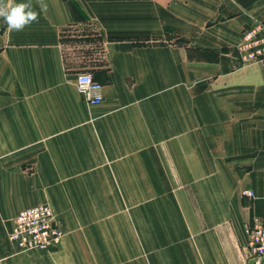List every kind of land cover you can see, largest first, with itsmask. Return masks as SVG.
Segmentation results:
<instances>
[{
  "label": "crops",
  "instance_id": "crops-1",
  "mask_svg": "<svg viewBox=\"0 0 264 264\" xmlns=\"http://www.w3.org/2000/svg\"><path fill=\"white\" fill-rule=\"evenodd\" d=\"M43 3L22 31L0 18V264H253L264 70L238 43L264 0ZM44 202L62 241L19 249L16 215Z\"/></svg>",
  "mask_w": 264,
  "mask_h": 264
},
{
  "label": "built area",
  "instance_id": "built-area-1",
  "mask_svg": "<svg viewBox=\"0 0 264 264\" xmlns=\"http://www.w3.org/2000/svg\"><path fill=\"white\" fill-rule=\"evenodd\" d=\"M239 60L243 63H260L264 70V18L248 23L238 43ZM76 85L92 104H100L104 85L91 71H80ZM253 196L252 190L243 191ZM65 235L54 206L39 203L19 211L14 219L9 239L21 250H49L59 244ZM248 257L253 264H264V219L257 218L249 227Z\"/></svg>",
  "mask_w": 264,
  "mask_h": 264
},
{
  "label": "clouds",
  "instance_id": "clouds-1",
  "mask_svg": "<svg viewBox=\"0 0 264 264\" xmlns=\"http://www.w3.org/2000/svg\"><path fill=\"white\" fill-rule=\"evenodd\" d=\"M42 10L47 5L39 0ZM0 18H3L10 31H22L33 22L38 21V13L33 10L31 0L27 3H14L13 0H0Z\"/></svg>",
  "mask_w": 264,
  "mask_h": 264
},
{
  "label": "rangeland",
  "instance_id": "rangeland-1",
  "mask_svg": "<svg viewBox=\"0 0 264 264\" xmlns=\"http://www.w3.org/2000/svg\"><path fill=\"white\" fill-rule=\"evenodd\" d=\"M241 64H248V63H243L241 62ZM50 203V202H49ZM75 222H78V223H85V217H80V216H75ZM112 217H102V216H99V217H96L95 220L93 221L94 223H102L105 219H110ZM133 216H127V221L129 222H133ZM61 222V221H60ZM72 222V221H70ZM63 223V222H62Z\"/></svg>",
  "mask_w": 264,
  "mask_h": 264
}]
</instances>
